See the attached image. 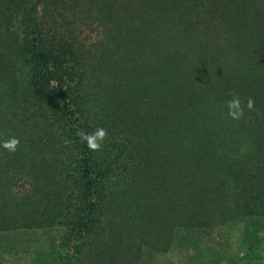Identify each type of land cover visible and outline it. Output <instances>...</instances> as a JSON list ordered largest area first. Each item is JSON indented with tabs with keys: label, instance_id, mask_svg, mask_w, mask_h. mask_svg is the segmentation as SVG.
I'll return each mask as SVG.
<instances>
[{
	"label": "trees",
	"instance_id": "16d2710c",
	"mask_svg": "<svg viewBox=\"0 0 264 264\" xmlns=\"http://www.w3.org/2000/svg\"><path fill=\"white\" fill-rule=\"evenodd\" d=\"M259 2L0 0V235L53 232L55 264H215L211 228L262 224Z\"/></svg>",
	"mask_w": 264,
	"mask_h": 264
},
{
	"label": "rangeland",
	"instance_id": "374dc122",
	"mask_svg": "<svg viewBox=\"0 0 264 264\" xmlns=\"http://www.w3.org/2000/svg\"><path fill=\"white\" fill-rule=\"evenodd\" d=\"M257 1L259 2V0ZM129 73L130 71L125 75H129ZM243 225L246 227L242 230ZM22 235L21 232L0 235V264H55L59 257H56L54 253L59 250L65 252L69 248L67 242L56 239V234L42 231L40 228H33L28 231L26 236ZM11 237L13 240L10 242L7 239ZM263 239L264 221L255 226H248V222L243 221L233 225L214 226L208 231L205 244L220 256L215 264H244L251 254L246 249L251 245H259ZM54 250L56 251L53 252ZM173 254L174 251L170 249L168 254L156 258V262L171 264V261L175 260ZM259 257H262L263 260L252 263L264 264V250L259 252ZM79 258L81 259V257Z\"/></svg>",
	"mask_w": 264,
	"mask_h": 264
},
{
	"label": "clouds",
	"instance_id": "9594fccd",
	"mask_svg": "<svg viewBox=\"0 0 264 264\" xmlns=\"http://www.w3.org/2000/svg\"><path fill=\"white\" fill-rule=\"evenodd\" d=\"M231 95L233 96V98L227 103L228 115L234 120H239L244 116V105L242 104V101L238 95L234 93H231ZM254 105V100L248 98L246 107L249 110H253ZM77 135H79L81 139L86 142L87 148L93 152L102 151L104 142L108 138L107 129L103 127L95 129L92 133H85L84 131H79ZM19 144V138L11 137L3 141V143L0 144V147H3L10 153H15Z\"/></svg>",
	"mask_w": 264,
	"mask_h": 264
}]
</instances>
